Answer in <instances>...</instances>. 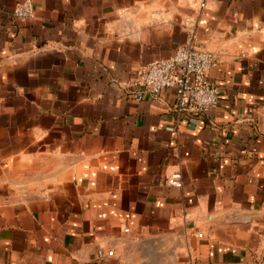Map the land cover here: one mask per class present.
<instances>
[{
    "label": "crops",
    "instance_id": "crops-1",
    "mask_svg": "<svg viewBox=\"0 0 264 264\" xmlns=\"http://www.w3.org/2000/svg\"><path fill=\"white\" fill-rule=\"evenodd\" d=\"M25 1L0 0V264H264V0ZM190 42L219 104L135 101Z\"/></svg>",
    "mask_w": 264,
    "mask_h": 264
},
{
    "label": "built area",
    "instance_id": "built-area-1",
    "mask_svg": "<svg viewBox=\"0 0 264 264\" xmlns=\"http://www.w3.org/2000/svg\"><path fill=\"white\" fill-rule=\"evenodd\" d=\"M33 12L32 2L27 0L17 5L12 15L24 21L32 17ZM190 21V18L186 19L187 23ZM217 63L218 59L213 53L190 42L180 46L171 58L155 59L143 65L127 87L137 102L156 97L166 89H173L176 92L177 111L200 117L220 102L221 91L208 78L209 71ZM167 182L179 188L183 185L179 173L171 175ZM113 255V251L105 253L103 249L97 252L101 260Z\"/></svg>",
    "mask_w": 264,
    "mask_h": 264
}]
</instances>
